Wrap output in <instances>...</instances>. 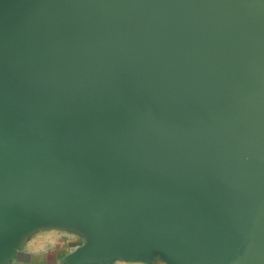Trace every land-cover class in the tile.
<instances>
[{
  "label": "crops",
  "instance_id": "1",
  "mask_svg": "<svg viewBox=\"0 0 264 264\" xmlns=\"http://www.w3.org/2000/svg\"><path fill=\"white\" fill-rule=\"evenodd\" d=\"M85 1L0 0V264H218L188 198L203 186L157 184L153 151L117 120L111 78L124 49L156 37L132 16L155 0H94L112 19Z\"/></svg>",
  "mask_w": 264,
  "mask_h": 264
},
{
  "label": "water",
  "instance_id": "2",
  "mask_svg": "<svg viewBox=\"0 0 264 264\" xmlns=\"http://www.w3.org/2000/svg\"><path fill=\"white\" fill-rule=\"evenodd\" d=\"M168 6L179 45L140 37L111 78L122 136L147 142L157 184L203 186L188 198L222 254L212 263L264 259V0H155L154 11ZM248 151L257 169L240 166Z\"/></svg>",
  "mask_w": 264,
  "mask_h": 264
},
{
  "label": "rangeland",
  "instance_id": "3",
  "mask_svg": "<svg viewBox=\"0 0 264 264\" xmlns=\"http://www.w3.org/2000/svg\"><path fill=\"white\" fill-rule=\"evenodd\" d=\"M79 4H80L79 8H82L85 10L87 8L94 9V8L102 7L103 11L106 10L105 14H107V19H108V17L112 19V17L110 15H108V14H110L111 10L105 4H100L97 2L94 3V0H86L84 3H78V5ZM143 8L144 7L141 6V4H139V8H138L139 13L134 11L132 13L133 19L135 20V17L138 16V14H139V18H137V20L140 21L139 22L140 24L146 25V26H150V25H154V27L156 26V28H157V32L155 35L156 37H153V38H155L156 40H161V41L166 40L168 37L164 38V36L166 34L160 33V31L158 30V28H160V27L158 25L161 23H164L166 25L170 24V23L176 24V22H175L176 17L175 16L177 15L176 13H178L177 11L179 10V8L176 7L174 9V7L168 6V7H165L166 10L162 9L163 11H161V12L153 11V13L149 14L150 17L143 16L145 14L143 11L144 10ZM72 9H73V7H72ZM80 14L83 15L84 13L81 12ZM126 15H127L126 12H123V19H126ZM106 21H107L106 23L110 22L109 20H106ZM109 30H111V29H109ZM142 35H143V33H140V36H142ZM260 161H261V159L258 155H256L253 151H248L243 156V158L239 162V164L243 168H246L248 170H254V169L258 168ZM213 178H211L209 180L211 181ZM216 178L217 177H215L214 179H216ZM92 179H94L96 182L98 181L97 178H92ZM218 181H219L218 182V188H220V189L223 188L224 190H226V187H227L226 178H223L222 180L219 178ZM250 255L251 254H249L247 258H242V257L236 256L233 264H263L262 263V262H264L263 258H261L259 256L257 257V256H253V255L250 256ZM243 259H246V260H243ZM190 263H192V262H190ZM231 263L232 262H229L228 264H231ZM197 264H198V262H197Z\"/></svg>",
  "mask_w": 264,
  "mask_h": 264
}]
</instances>
